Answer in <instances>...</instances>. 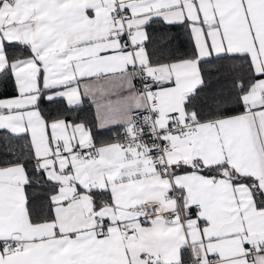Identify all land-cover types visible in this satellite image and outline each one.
I'll use <instances>...</instances> for the list:
<instances>
[{
	"label": "snow or ice",
	"instance_id": "snow-or-ice-1",
	"mask_svg": "<svg viewBox=\"0 0 264 264\" xmlns=\"http://www.w3.org/2000/svg\"><path fill=\"white\" fill-rule=\"evenodd\" d=\"M0 264H264V0H0Z\"/></svg>",
	"mask_w": 264,
	"mask_h": 264
},
{
	"label": "trees",
	"instance_id": "trees-1",
	"mask_svg": "<svg viewBox=\"0 0 264 264\" xmlns=\"http://www.w3.org/2000/svg\"><path fill=\"white\" fill-rule=\"evenodd\" d=\"M176 35L179 36V33H177ZM178 44H182L183 43V37L181 36L180 39L177 41ZM113 136H115V133H112Z\"/></svg>",
	"mask_w": 264,
	"mask_h": 264
}]
</instances>
